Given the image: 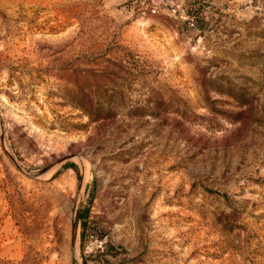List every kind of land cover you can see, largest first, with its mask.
<instances>
[{"label": "rangeland", "instance_id": "374dc122", "mask_svg": "<svg viewBox=\"0 0 264 264\" xmlns=\"http://www.w3.org/2000/svg\"><path fill=\"white\" fill-rule=\"evenodd\" d=\"M0 264H264V0H0Z\"/></svg>", "mask_w": 264, "mask_h": 264}]
</instances>
